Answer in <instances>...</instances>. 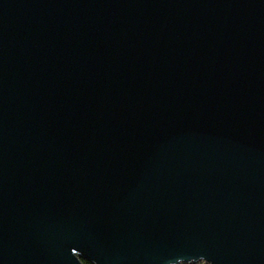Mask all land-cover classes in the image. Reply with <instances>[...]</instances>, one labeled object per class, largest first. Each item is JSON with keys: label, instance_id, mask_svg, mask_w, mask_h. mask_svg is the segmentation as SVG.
<instances>
[{"label": "water", "instance_id": "water-1", "mask_svg": "<svg viewBox=\"0 0 264 264\" xmlns=\"http://www.w3.org/2000/svg\"><path fill=\"white\" fill-rule=\"evenodd\" d=\"M264 264V0H0V264Z\"/></svg>", "mask_w": 264, "mask_h": 264}, {"label": "trees", "instance_id": "trees-1", "mask_svg": "<svg viewBox=\"0 0 264 264\" xmlns=\"http://www.w3.org/2000/svg\"><path fill=\"white\" fill-rule=\"evenodd\" d=\"M84 264H94L92 261L88 259H82ZM184 264H189V263H184ZM193 264H198V263H193Z\"/></svg>", "mask_w": 264, "mask_h": 264}, {"label": "rangeland", "instance_id": "rangeland-1", "mask_svg": "<svg viewBox=\"0 0 264 264\" xmlns=\"http://www.w3.org/2000/svg\"><path fill=\"white\" fill-rule=\"evenodd\" d=\"M178 264H184L183 262H181V263H178ZM198 264H207V262L206 261H204V260H200V261H198Z\"/></svg>", "mask_w": 264, "mask_h": 264}, {"label": "built area", "instance_id": "built-area-1", "mask_svg": "<svg viewBox=\"0 0 264 264\" xmlns=\"http://www.w3.org/2000/svg\"><path fill=\"white\" fill-rule=\"evenodd\" d=\"M198 263V262H197ZM208 264V263H207Z\"/></svg>", "mask_w": 264, "mask_h": 264}]
</instances>
